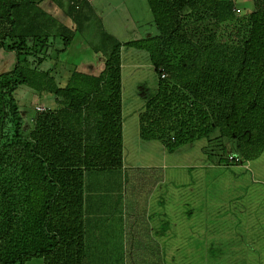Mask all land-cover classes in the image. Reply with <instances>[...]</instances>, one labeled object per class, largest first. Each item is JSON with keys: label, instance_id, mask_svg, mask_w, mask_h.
<instances>
[{"label": "trees", "instance_id": "obj_1", "mask_svg": "<svg viewBox=\"0 0 264 264\" xmlns=\"http://www.w3.org/2000/svg\"><path fill=\"white\" fill-rule=\"evenodd\" d=\"M41 1L0 0V52L16 56L0 74V264H83L85 173L122 168V46L147 52L157 74L141 140L170 153L217 131L234 145L230 162L264 151V0L244 14L234 0H146L158 34L116 42L98 76L72 73L63 87L42 66L75 31ZM20 86L56 105L34 110L29 127L13 97ZM163 177L162 167L123 169L124 264H162L147 198Z\"/></svg>", "mask_w": 264, "mask_h": 264}, {"label": "crops", "instance_id": "obj_2", "mask_svg": "<svg viewBox=\"0 0 264 264\" xmlns=\"http://www.w3.org/2000/svg\"><path fill=\"white\" fill-rule=\"evenodd\" d=\"M72 4L76 8L75 10L70 8V5ZM38 7L48 16L53 18L58 24L75 31L66 50L55 52V49H60L61 47V41L59 39L55 41L54 49L49 50L48 61L42 66L44 70H48L54 76L59 87L65 86L72 73L94 77L98 76L104 68L106 56L111 50V47L116 42L122 44L130 42V40H122L118 35L114 36L108 33L103 24L102 18L97 14V11L91 2L85 0H42L38 4ZM98 34H100L101 38L99 41H97V39L95 41V37L98 36ZM153 36L154 35L148 30V32L145 33L144 38L141 39H148ZM129 48L130 47L122 46L120 49L122 168L117 169L116 171H119L120 173V187L118 191L119 194H117L121 201H114L116 205L115 211H112V206L107 209L104 208V205L99 207L98 204L101 202L102 197L114 195L113 191L111 188L104 191L105 189L98 186L99 184H97L96 179L92 180V183L89 182V184H87V180H84L85 188L88 187L90 189L89 197L92 200V204L90 202V206H88L87 203L84 209L83 264H124L123 169L127 167H157L150 164H141L139 159L132 158L127 160L125 156V141L129 135L133 138L135 137L138 147L140 146L141 140L139 137V114L141 110L136 113L135 116L134 114L131 116V114L125 112L126 92L127 90H131L133 92L131 96L132 99H135L136 103L138 100L137 104L144 107L146 102L156 93L158 85L156 82V84L148 83L145 80L150 79L151 72L152 70L154 71L149 62V57L141 50L136 49V51H130ZM136 54L143 56V60L136 58L129 59V57H135ZM144 57L146 59H144ZM5 60H11V63H8L7 68L5 66ZM15 65L16 56L11 53H5L4 57H0V68L2 71H0V74L11 71ZM139 69H145L147 71L146 76L141 78L134 77L133 75L135 74V71ZM131 97L127 96L128 99ZM41 98L45 99L43 102L45 103L44 106H56L53 97L42 96ZM37 104L40 105L39 103ZM228 143L229 141L225 138L216 139L212 145L209 143L212 148L210 150L212 157L216 156V158H219L220 160L217 163L211 162L210 164L219 174L218 176H215V178L209 180V177H207V174L204 172L202 182L204 186L214 185L216 187V195L217 199L220 200L219 204H221V208L223 206L227 207V202L231 200V211L237 214L242 212L245 222L242 224L241 231H235L237 230L235 228V223H237L238 217L236 216V219L234 220L235 216H229V213H226V215L220 213L218 219L221 220V223L226 222V225L223 224L221 231L218 232V234H221L219 236L221 241L214 247V250L216 251L214 256H210V254L208 256L205 255V259L203 258L204 264H264V220H262L263 227L256 228L257 216L255 215V208L252 213L249 209V202L256 206L257 187L263 189L261 192L264 196V180H255L252 177V179H250L249 175H247V165L245 163H240L238 160L236 162H229L226 157L217 156L215 153L211 152L213 151V147L220 145L222 147L227 146ZM229 154L234 155L232 152ZM162 167L164 168V166ZM107 171L110 172V170L92 172H95L94 174H96V176H101L102 178L103 174H106ZM86 174L87 172L85 173V176ZM256 181H258V185ZM161 183L155 187L151 195L147 198V218L151 236L155 240L157 239L151 228L148 209L152 195ZM110 198L106 199L108 200ZM239 199L242 200L238 202ZM85 202H87L86 197ZM241 202L242 208L240 206ZM206 203H209L208 198H206ZM186 212L189 215L192 213L190 210H187L184 213ZM252 222L253 225L251 226ZM113 223L115 224V230L119 233L117 232L116 235L109 233L108 235L112 237L104 239V229L109 225L112 227ZM257 230L260 231L257 232ZM235 233H240L242 236L238 238L235 236ZM249 234L250 238L248 239ZM257 235H259V239L263 237V243L254 242L255 236ZM92 240L95 241L93 244ZM251 241L253 243H251ZM108 242L113 243L112 248L113 245L118 242L117 247L119 245V251L114 254L113 249H109L107 251L108 255L103 254L102 252L106 250V247L102 245H105ZM157 242L159 243L158 240ZM254 243L256 245L253 246L252 244ZM208 250H212V248H209ZM160 251H162L161 246ZM167 252V258H165L166 260H163L162 258V264H178V260L176 261V259L173 258V250L171 249V252L170 250ZM100 258L104 260H101ZM199 264L203 263L201 262Z\"/></svg>", "mask_w": 264, "mask_h": 264}, {"label": "rangeland", "instance_id": "obj_3", "mask_svg": "<svg viewBox=\"0 0 264 264\" xmlns=\"http://www.w3.org/2000/svg\"><path fill=\"white\" fill-rule=\"evenodd\" d=\"M234 2L238 5V14L248 13L253 10L252 0H234ZM91 3L97 14L102 18L103 24L110 35H118L122 40L132 41L144 38L148 30L154 36L158 34L146 0H92ZM98 36H96L97 38L95 37V41L96 39L99 41L101 38L100 34ZM129 50L136 51L134 48H129ZM143 53L148 56L147 52L143 51ZM4 54L1 52L0 57H4ZM132 58L143 60V56L138 54L135 57H129V59ZM144 59L146 58L144 57ZM5 61L7 68L11 60ZM146 73L145 69H139L135 71L133 76L141 78L146 76ZM149 78L145 79L148 83L156 84L158 82L157 74L153 70ZM132 94L131 90H127L125 112L131 114V116L132 114L135 116L140 110L141 114L145 106L141 107L138 105V100L136 103L135 99L131 97ZM127 96L131 98L128 99ZM13 97L19 107L25 126L29 127V119L34 115L37 103L44 106L45 103L43 102L45 99L39 97L25 86L18 87L13 93ZM24 133H26L25 129L23 130ZM217 137L218 133L215 131L207 138L186 144L170 153L158 141L140 140L139 147L136 144L135 137L133 138L129 135L125 141V156L127 160L134 158L139 159L141 164H150L157 167L164 166V168L162 167L164 171L163 182L154 191L148 209L151 228L154 231L155 238L160 243L163 260H166L167 251L170 250L171 252V249L173 250V258L176 261L178 260V264H199L201 262L204 264L205 255L208 256L210 254V256H214L216 253L214 247L221 241L219 237L221 234H218V232L221 231L223 224L226 225V222L221 223V220L218 219L220 213H224L225 215L229 213V216H235L234 220L237 216L238 220L235 223L237 230L235 231L242 230V224L245 222L242 212L237 214L231 211V200L227 202V207L223 206L221 208V204H219L220 200L217 199L216 195V187L214 185L204 186L202 182L204 172L209 177V180L219 174L210 164L211 162L217 163L220 161L216 156L212 157L210 153L212 149L210 144H214ZM211 152L217 156L226 157L227 161H229L227 157L231 152L234 154V157H237L232 142L223 147L221 145L215 146ZM238 161L247 165L246 171L250 179L264 180V151L254 160L242 162V159L238 158ZM94 173L92 171L87 172L84 177V180L88 182L87 184L89 182L92 183V180L96 179L100 188L105 189L104 191L111 188L114 194L102 197L101 202L97 203L98 206L104 205L106 209L112 206V211H115V202L121 201L118 196L120 187L119 171H107L106 174H103L102 178L101 176H96ZM256 183L257 185L259 184L258 181ZM261 190H263L261 187H257L256 206L249 202L251 213L254 212L255 208V215L257 216L256 228H262V220H264V196ZM83 194L85 209L87 203L88 206H90V202L92 204V200L89 197L90 189L84 186ZM85 197L87 198V202H85ZM106 198H110L111 200H107ZM206 198H208V204L206 203ZM241 200L239 199L238 202ZM240 206L242 208V202ZM187 210L192 211V213L190 215L187 212L184 213ZM114 227L115 224L113 223L112 227L109 225L104 229V239L112 237L108 235L109 233L117 234L118 231ZM259 231L257 230V232ZM235 236L239 238L242 234L235 233ZM258 237L259 235L255 236L254 242L263 243V237L261 239ZM251 238L253 239L252 236ZM94 242L92 240V244ZM251 243L253 242L251 241ZM112 244L110 242L105 245L103 244L102 246L106 247V250L102 253L108 255L107 251L109 249H113L114 254L117 253L119 251V245L117 247L118 242L113 245V248ZM209 248H212V250H208ZM29 264H41V262L38 259H34Z\"/></svg>", "mask_w": 264, "mask_h": 264}, {"label": "built area", "instance_id": "obj_4", "mask_svg": "<svg viewBox=\"0 0 264 264\" xmlns=\"http://www.w3.org/2000/svg\"><path fill=\"white\" fill-rule=\"evenodd\" d=\"M85 1H87V2H91L92 0H85ZM161 77H165V74L162 73ZM47 109H48V108H46V107H44V106H41V105H37V106L35 107V111H37V112H43V111H45V110H47ZM227 158H228L229 161H233V160H235L233 155H229Z\"/></svg>", "mask_w": 264, "mask_h": 264}]
</instances>
